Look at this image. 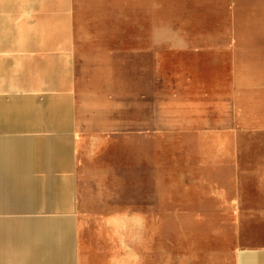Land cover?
Instances as JSON below:
<instances>
[{
    "label": "rangeland",
    "instance_id": "374dc122",
    "mask_svg": "<svg viewBox=\"0 0 264 264\" xmlns=\"http://www.w3.org/2000/svg\"><path fill=\"white\" fill-rule=\"evenodd\" d=\"M59 7L61 46L72 51L62 55L65 83L53 79L46 56L38 58L41 83L0 88V142L30 136L47 141L41 150L58 161L66 156V167H55L68 175L70 199L31 188L33 169L21 155L0 161V218L90 210L94 232L110 238L89 240L88 223L72 215V264H119L127 253L134 263V221L142 240L144 222L151 231L156 264H168L182 220L220 221L238 249L246 247L240 225L263 205L238 200L237 179L233 201L221 202L217 189L226 185L225 150L236 144L223 134L264 116V0H61ZM27 124L32 130H21ZM39 156L34 173L45 179L53 165Z\"/></svg>",
    "mask_w": 264,
    "mask_h": 264
},
{
    "label": "crops",
    "instance_id": "0c3cea01",
    "mask_svg": "<svg viewBox=\"0 0 264 264\" xmlns=\"http://www.w3.org/2000/svg\"><path fill=\"white\" fill-rule=\"evenodd\" d=\"M61 0L43 1L40 3H24L23 6H11L9 9V17L13 25L11 31L16 36L2 37L0 25V58L10 57H26L33 56L42 58L46 56L53 57L54 78L60 80V86L65 83L64 76H67L68 70L65 66L66 60L62 55L72 54V51H66L61 46L60 32L62 25L55 22L60 15ZM30 26L29 36L20 38L17 22L20 18ZM37 43L36 51L32 49L7 48L4 44L9 43ZM65 49V50H63ZM60 87V88H61ZM34 123L36 120H33ZM32 130V124L23 126L21 130ZM235 133L223 134L224 141L235 142V148L225 150V159L227 162L226 172L220 175V179L224 178L226 185L217 189L220 201L234 200V187L237 179L238 200H244L243 204L254 205L260 203L264 206V116L255 117L249 125ZM47 142V141H46ZM45 141H38L32 137H16L12 139H4L0 142V146L8 148L18 147L23 155L29 156L31 160L30 169L31 181L29 186L33 188L36 185L47 187L51 190L54 198L63 201L66 204L69 201V186L66 181L68 175L61 176L59 170L55 166L66 167V156L61 155L57 160L55 151L41 150ZM48 143V142H47ZM46 153V159L53 165L52 172L48 178L38 177L34 171H37L38 161L42 154ZM44 156V155H43ZM235 168H237L235 172ZM235 172V173H234ZM236 174V178H235ZM61 176V177H60ZM27 192V191H26ZM25 192V194H26ZM258 200V201H256ZM229 203V202H228ZM215 204L213 202V206ZM220 205V204H219ZM259 208V213H250L245 216L243 225H240L243 232L246 247H237L234 236L230 234V228L221 225L220 221L213 220L205 227L199 221L195 226H186L184 220L180 222V229L177 232L175 245H172L167 251L166 258L168 264H264V207ZM216 208H212V213ZM69 208L64 206L62 212H46V213H30V214H14L9 218H0V227L10 228L20 226L25 231L24 240L16 238L14 240L3 238L0 241V264H72L73 251L71 244L75 242L76 236L71 237L70 217L76 215L82 219L84 223H88L86 233L89 234V240L108 239L110 237L98 236L94 229L98 226L93 220L90 210L68 211ZM255 210V209H254ZM84 211V213L82 212ZM102 212L100 210L99 214ZM134 213V212H133ZM15 215L24 216L21 218ZM84 215V216H83ZM135 215V214H134ZM140 216V213L138 214ZM146 217V215H145ZM18 218V219H17ZM12 220V221H11ZM146 220V219H144ZM134 229V263L129 253L118 255L116 261L119 264H156L154 262L155 255L152 252V245L148 238L152 235L151 231L145 228L144 222V239L142 240V228L136 221L133 222ZM137 225V226H135ZM188 225V224H187ZM103 226V222L100 223ZM208 228V234H207ZM212 229V230H210ZM55 232L56 237H51V233ZM92 232H94L92 234ZM33 233L35 237H32ZM3 234L0 232V240ZM150 252V253H149ZM127 257V258H126Z\"/></svg>",
    "mask_w": 264,
    "mask_h": 264
},
{
    "label": "bare ground",
    "instance_id": "6f19581e",
    "mask_svg": "<svg viewBox=\"0 0 264 264\" xmlns=\"http://www.w3.org/2000/svg\"><path fill=\"white\" fill-rule=\"evenodd\" d=\"M30 3H40L43 1H54V0H0V25H1V36L9 37L16 36L11 31L13 30V25L11 23V18L9 17V9L11 6H23L26 2ZM19 29L21 28L19 35L20 38H24L25 36H29V25L24 21V18H20L17 22V26ZM31 42L25 43H16V45H10L12 48H22V49H31ZM7 46V48H10ZM41 65V66H40ZM44 64H41L40 59L35 58L33 56L26 57H10V58H0V88L6 87L10 88L14 87L17 84H36L41 83L43 77H40V73L43 72ZM21 155H23L22 151L18 147L8 148L7 146H0V161L5 162L16 161L20 159ZM25 156V155H24ZM26 163L29 167L31 164V160L29 156H25ZM17 182V181H16ZM0 232L3 234V237L0 241H3V238L6 240L12 239L14 240L12 235H15L16 238L24 240L27 236H25V231L20 226H14L10 228H2L0 227ZM32 237H35L33 233H30ZM57 234L55 232L51 233V237H56Z\"/></svg>",
    "mask_w": 264,
    "mask_h": 264
}]
</instances>
